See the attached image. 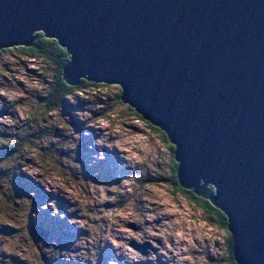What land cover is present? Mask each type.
I'll return each instance as SVG.
<instances>
[{
    "label": "water",
    "instance_id": "95a60500",
    "mask_svg": "<svg viewBox=\"0 0 264 264\" xmlns=\"http://www.w3.org/2000/svg\"><path fill=\"white\" fill-rule=\"evenodd\" d=\"M38 33L73 86L121 85L176 145L180 186L227 216L235 263L264 264V0H0V50Z\"/></svg>",
    "mask_w": 264,
    "mask_h": 264
},
{
    "label": "rangeland",
    "instance_id": "374dc122",
    "mask_svg": "<svg viewBox=\"0 0 264 264\" xmlns=\"http://www.w3.org/2000/svg\"><path fill=\"white\" fill-rule=\"evenodd\" d=\"M11 49L0 50V136L13 145L0 151V264H231L228 229L167 184L168 144L117 105L119 89L49 113L54 68Z\"/></svg>",
    "mask_w": 264,
    "mask_h": 264
},
{
    "label": "trees",
    "instance_id": "16d2710c",
    "mask_svg": "<svg viewBox=\"0 0 264 264\" xmlns=\"http://www.w3.org/2000/svg\"><path fill=\"white\" fill-rule=\"evenodd\" d=\"M41 33L36 34V40L33 44V46L30 47H16V52H18L22 57L27 58L29 60L33 61H39L41 63H45L49 65L50 67L54 68V74H53V81L51 82L52 85L50 87V91L48 92L47 97L44 98L45 102V109L47 112L51 113L57 109H63L64 104L66 103L65 99L67 97L74 96V91L76 93H79L81 91H93L94 89H98V87L102 88L103 85L106 84H96L93 82L88 81L87 79H82L78 85L73 86V88H68L63 81L64 79V68L69 63L68 57L70 56L69 53H65L61 51V47H58L56 44L47 42ZM121 92L119 91L118 99H117V105L121 106ZM133 109V108H132ZM133 111V110H132ZM134 112V111H133ZM134 113H137L136 111ZM137 118L141 122H143L149 129L154 131L155 133L159 134V132L156 131V129H159L157 127H150V123H145L144 119H141V115L137 113ZM160 130V129H159ZM162 131V130H160ZM163 132V131H162ZM165 133V132H164ZM160 135V134H159ZM163 140L169 144V139L167 135H160ZM28 140H20L15 144L13 151L11 149L10 155H16L19 153V151H22L24 148L29 147ZM170 148V147H169ZM173 158H174V168L172 172V178L170 181L167 182L168 185L177 193H180L184 198H186L190 203H193L196 205L200 210L203 211L204 214L210 217V219L220 225L222 228L227 229L228 226V219L227 216L224 214L223 211L220 209H217L213 204L199 196H197L193 190H186L180 186L179 180L177 178V169L178 164L175 160V149L170 148ZM211 193H215V189L212 187L210 189ZM194 194V195H193ZM227 232H229L227 230ZM229 247V253H230V263L236 264L234 261V257L232 254L233 249V242L232 237H229L228 242Z\"/></svg>",
    "mask_w": 264,
    "mask_h": 264
},
{
    "label": "snow or ice",
    "instance_id": "6c2138e0",
    "mask_svg": "<svg viewBox=\"0 0 264 264\" xmlns=\"http://www.w3.org/2000/svg\"><path fill=\"white\" fill-rule=\"evenodd\" d=\"M40 35H42L43 38H44L47 42H49V43H53V44H56L58 47H61L60 42H59L58 40H56V39H54V38H51V37H49V36H47V35H44L43 33H41ZM11 51L15 52V51H16V48H12ZM61 51L67 53V52H68V48H66V47H61ZM68 59L71 60L72 57L69 56ZM63 83H64L68 88H70V89L73 88V84L70 83L68 80H64ZM113 86L116 87L117 89H119V91L121 92V94L123 93L124 89L121 87L120 84H115V85H103L102 87L106 90V89H108L109 87H113ZM9 94H10L9 92L5 91V92H3V93H0V96H2V97H7ZM74 96L76 97V99H73V97H67V100L70 101L71 104H76V103H78V102H81V103H82L83 101H87V100H91V99H92V97L89 96V95H86V93H85L84 91H81V92H79V93H76V92L74 91ZM3 103H6V101H4V100H0V105H2ZM121 106H122V107H131L130 105H124L123 102H121ZM132 110H133L134 112L136 111L135 108H133ZM57 115H60V114L58 113ZM64 115H67V113H64ZM107 115H110V113H107ZM4 117H5V113H4L3 111H0V125H4V124H5ZM18 118H19V117H18ZM68 118L70 119L71 117L69 116ZM141 119H143V117H141ZM100 123H103V121H100ZM145 123H148V121L145 120ZM149 126L152 127L151 124H150ZM63 127H64V128H68V124H64ZM77 130H78V129H77ZM156 131L159 132V134L162 135V136L166 135V133L160 131L159 129H156ZM76 139L79 140V137H77ZM12 147H13V145L11 144V141H10L9 139H6V138H3L2 136H0V151H4V150L10 149V148H12ZM168 147L175 149V148H176V145L173 144V143H171V142H169ZM0 167H2V165H0ZM4 175H8V172H7L6 169L4 170ZM119 190H120V189L117 188V189H115L114 191H119ZM193 195H194V194H193ZM161 202H163V201H161ZM120 215H124V214H123V213H120ZM145 219H147V217H145ZM124 231L127 232V231H129V229L126 228V229H124ZM144 231H148V229L146 228V229H144ZM226 231H227V230H226ZM132 235H133V236H136V233L133 232ZM150 235H151V236H157L158 233H157V232H151ZM228 235H229V237H231V236H232V233L229 231V232H228ZM121 239H124V238L121 237ZM118 247H119V245H118ZM125 247H126V245H125ZM135 247H137V245H133L132 248H128V249H127V252H132V251L135 249ZM114 251H115V250H114ZM141 251H143V249H141ZM127 252L124 253L125 256H127ZM117 255H119V253H117ZM136 255L138 256V255H139V252H137ZM165 255H166V254H165ZM128 259H129L130 261H132V262H135V261H136V256L128 257ZM151 259L154 260V259H156V258H155V257H152Z\"/></svg>",
    "mask_w": 264,
    "mask_h": 264
}]
</instances>
